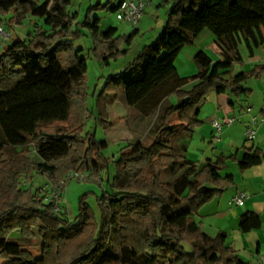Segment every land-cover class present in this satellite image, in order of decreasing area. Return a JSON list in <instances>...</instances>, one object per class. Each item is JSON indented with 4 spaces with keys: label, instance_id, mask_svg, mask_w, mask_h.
<instances>
[{
    "label": "trees",
    "instance_id": "trees-1",
    "mask_svg": "<svg viewBox=\"0 0 264 264\" xmlns=\"http://www.w3.org/2000/svg\"><path fill=\"white\" fill-rule=\"evenodd\" d=\"M73 1L0 0V17L11 15L10 25L21 26L28 17L44 25L35 24L33 36L18 37L0 54V264H250L227 246L226 232L212 237L197 218L205 205L235 186L233 176L222 175L228 163L243 173L263 163V151L245 149L241 159L221 154L201 167L178 152L173 138L202 128L200 114L211 89L243 100L253 94L244 87L247 81L264 79V64L222 78L235 64L244 65L243 45L251 57L254 49L264 51V0H161L172 2L163 32L128 69L109 76L99 96L115 95L135 109L161 100L150 127L154 141L123 149L114 162L113 179L104 153L108 143L85 132L88 65L75 44L85 27L95 39L98 57L109 65L126 54L123 47L132 44L138 31L116 37L117 29L102 31L91 18L99 9L117 13L126 0L91 5L83 22L69 12ZM205 31L215 36L222 60L200 51L194 57L198 74L181 78L177 57ZM190 82L192 89L183 90ZM171 96L177 104L170 103ZM147 116L144 108L139 118L143 122ZM174 116L179 123L170 125ZM32 152L41 162L28 157ZM72 172L89 173L88 181L100 184L107 174L109 188L103 187L97 197L100 218L87 195L70 220L55 211L39 187L22 189L28 174L45 177L58 188ZM262 226L259 215L247 212L239 230L248 234ZM25 245L40 248V258Z\"/></svg>",
    "mask_w": 264,
    "mask_h": 264
},
{
    "label": "rangeland",
    "instance_id": "rangeland-1",
    "mask_svg": "<svg viewBox=\"0 0 264 264\" xmlns=\"http://www.w3.org/2000/svg\"><path fill=\"white\" fill-rule=\"evenodd\" d=\"M107 1L108 0H74L69 12L71 15L76 13L78 15L77 21L83 22L91 5L95 6L99 2L105 5ZM147 2L149 3V5L146 6L143 19L136 27L121 22L120 20H118L117 13H111L106 9H99L97 11L91 12L90 15L93 22H99L102 31H105L109 28H117L118 32L116 37L128 36L133 32L134 29H136L137 27L139 28V32L135 36L132 44L130 46L125 45L123 47V50L126 51V54L122 55L116 60H111L109 65H106L105 62H103L98 57L99 51L95 49V39L90 31L85 27L81 26L85 34H83V36L79 38L75 44L77 48L82 49L80 51V55L84 56L87 59L88 65L87 91L89 98L87 100L88 116L85 132H91L93 134L95 133L100 141H106L108 143V148L104 153L110 160L111 179L114 178L116 173V165L114 162L118 160L123 149H125L128 145L135 144L137 141H142L146 146H150L154 141V135L150 134V130L153 127L159 113L161 100H151L144 106L135 109L129 108L124 105L123 101L117 99L115 95L104 96L102 97V100L101 97H99L102 91H104L105 89L106 79L111 75L121 74L126 69H128L130 64L138 57L143 47L153 43L163 32L167 23L168 11L170 10V6L167 7V4H164L161 0H147ZM158 3H163V5L161 4V6L158 7ZM0 18L2 19L0 20V24L7 31L11 33L15 32L20 37L25 38L33 36L35 34V24L44 26L42 20L32 17H28L21 26H13L8 23L11 15ZM215 39L216 38L213 34H211L209 31H205V33H203L193 45H187L183 48L175 61V67L181 78H191L194 75L198 74L199 69L194 61V57L200 51L205 52L208 49L212 51V44ZM12 44L13 42H10L7 46L10 47ZM241 50L247 58H253L254 55L252 57L250 56V53L246 46L243 45L241 47ZM2 53L3 51L0 52V54ZM210 54L213 55L212 53ZM241 67L242 65L235 64L234 69L232 68L231 72L226 73L222 78L228 79L229 77L234 76L235 73L251 70V67L243 70ZM174 85L175 83L171 84L168 87V90H172L174 88ZM193 85L194 83L190 82L184 85L182 89L185 91H190ZM244 87L252 89L253 94L250 98H245L243 99L242 103H238L236 105L237 111L231 110L230 107V102L237 103L238 101L237 99H235V97H233L232 93L228 92L226 94H217L214 89H211L209 91L207 100L200 114V119L205 121L206 125L204 129L197 130L196 134L193 136L192 143L197 142L195 146L200 150H196L195 148L191 149L190 152L192 153L191 157H193V160L197 161L196 159L206 158L205 156H203L204 154H209L207 156L208 159L214 158L213 156H210L212 149L209 148L208 142L205 143L201 141L206 137L208 138L207 140L210 141H214L218 137H221V139H223V142H225L224 144L217 146V155L224 153L228 156L231 154V147L227 143V140L229 139L228 134H231V132L233 133L236 127L224 131L220 136H214L212 134L211 123L215 119L221 120L224 118L227 119L229 117L240 118V106L245 105L246 107H253L251 111H258L262 108V106H264V81L250 79L247 81ZM100 100L102 101L101 111H103V114L105 113V125L104 123H102V118L99 115L100 108L98 104ZM169 101L170 103L175 105L177 104V97L171 96ZM144 108L148 109L150 116H147V119L141 123L139 121V117ZM242 111H246V109H243ZM239 122L240 119L238 120V123ZM178 123V116H174L170 121V125H176ZM180 134L184 135V133ZM186 135L189 136L188 133ZM178 139V137L173 138V141H175L174 145H176V143L180 141ZM253 142H256V139L254 141H249L248 143L253 144ZM176 146L178 148V152L180 154H183L184 149L179 147L178 145ZM28 157L37 163L41 162L36 152L30 153ZM197 162L202 167L201 163L199 161ZM202 162L203 164L205 163L204 160H202ZM235 169V164L229 162V168L223 171L222 175L227 176L229 174H233ZM177 175L178 174L167 176L166 179L172 180ZM67 177L68 176L65 177V194L61 189L63 187L59 188L61 189V193L58 201H61V206L56 212H62V217L74 220L79 214V201L81 197L87 195V203L92 207L97 217L100 218L97 197L102 195L103 187L106 186L107 188H109L107 174H103L104 181L101 184L99 183V180L98 182H80L77 180H67ZM32 186H34L36 190L39 187L38 190L39 192H41V195H45L47 200L50 199L54 186L45 177H41L36 174H28L27 176H25L22 180V189L28 190ZM197 221H199V218H197ZM228 223V227L231 230L234 222L229 221ZM207 232L209 234L213 233L210 229H208V227ZM15 237H18V235L15 234ZM25 249H28L35 257L40 258L41 250L37 246L25 245Z\"/></svg>",
    "mask_w": 264,
    "mask_h": 264
},
{
    "label": "crops",
    "instance_id": "crops-1",
    "mask_svg": "<svg viewBox=\"0 0 264 264\" xmlns=\"http://www.w3.org/2000/svg\"><path fill=\"white\" fill-rule=\"evenodd\" d=\"M161 4L163 5V3H158V7L161 6ZM166 6L167 7L170 6L171 8L172 2H170ZM0 20L2 19L0 18ZM136 30L139 32L138 27L136 28ZM18 37L20 36L17 35L15 32L12 33L11 39L9 40V42H7L4 45L1 51H4L5 49H7L8 48L7 45L11 41H14L15 39H17ZM215 41L216 40H214L212 44V51L208 49L205 52L210 57L212 56L213 58H216V59H213L211 57L213 61H216V60L220 61L222 60V52L218 48ZM210 53H212L213 55H211ZM243 57H244V65L241 67L242 70L248 69L249 67H251L252 69L256 65L264 64V51L262 50V48H258L254 50L253 58L249 59L244 54H243ZM234 67L235 65L233 66V69ZM236 74L238 73H235V75ZM262 81H264V79ZM242 102H243L242 99L238 100L237 103L233 102L234 105L230 106L231 110L237 111L236 105ZM246 108H251L252 110L253 107H246L245 105L240 106V109H241V112L239 113L240 122L238 124H235L236 126L235 125L233 126L234 128L235 127L236 128L233 133L231 132V134H228L229 139L227 140V143L231 147V154L228 156L236 155L238 159H241L243 157L245 149H251L253 147L259 148L264 153V106H262V108L258 111H254V110L251 111L252 116H256L259 120L258 136L256 138V142H253V144L248 143L249 141L247 140L246 135H245L247 123L251 120V116L246 115V111H242L243 109H246ZM146 119L147 118H145V120ZM224 119H221V120H224ZM139 121L142 123L140 118H139ZM201 121L203 123V126L200 129H204L206 122L203 120ZM226 130L228 129H225L224 131ZM186 134L187 133H184V135L180 134L178 136L179 138L178 140L180 141H178L176 145L183 148L184 149L183 153L186 156H188L190 159H192L193 158L191 157L192 153L190 152L191 149L195 148L196 150H199L198 147L195 146L197 142L192 143L193 136L196 133L191 134V135L188 134L189 136H187ZM212 134L215 136V131L213 127H212ZM207 139L208 138L206 137L205 139H202L201 141L205 143L208 142L209 148L212 149L210 156H213L214 158L212 159L215 160L219 156L217 155L218 153L216 152V150L218 149L217 146H220L224 144L225 142H223V139H221V137H218L214 141L213 140L210 141ZM208 155L209 154H204L203 156H205L206 158L202 157L203 159H196V160L199 161L201 165L203 166L205 163L203 164L202 160L206 162V160L208 159L207 158ZM235 167L236 169L233 172V174L227 175V176H233L235 186L229 189L228 191H226L222 197L215 198L211 203L205 205L200 211L198 222L202 230L212 237H215L216 234H218L219 232H226L228 234L227 246L232 248L235 251L236 255H238L243 261L250 263V264H258L257 262L259 260V257L264 255V161L260 166L254 167L243 173L239 172L236 164H235ZM228 168H229V163H228ZM242 192H245L248 195V198L246 199L245 204L242 207H236V206L231 205L230 204L231 199L235 195L242 193ZM247 212H254L257 215H259L262 218L263 226L259 230H254L251 233L243 234L239 230V224H240L241 217ZM228 220L230 222L231 221L234 222L231 227L232 228L231 230L233 232L228 227L229 226ZM207 227L213 233L209 234L207 232Z\"/></svg>",
    "mask_w": 264,
    "mask_h": 264
},
{
    "label": "built area",
    "instance_id": "built-area-1",
    "mask_svg": "<svg viewBox=\"0 0 264 264\" xmlns=\"http://www.w3.org/2000/svg\"><path fill=\"white\" fill-rule=\"evenodd\" d=\"M147 5H149L147 0H126L122 8L117 12L118 20L127 25H132L136 27L139 22L143 19ZM11 37L12 33L7 31L0 24V52L3 49L4 45L9 42ZM246 114L251 116V120L247 123L245 135L248 141H254L258 136L259 120L256 116H252L251 108H246ZM239 119L240 118L238 117H229L224 120H213L211 125L215 131V135L220 136L225 129H229L233 127L236 123H238ZM89 176V173L72 172L68 175L67 180L69 179L84 182L88 181ZM64 186H66L65 180L60 183V187H54L52 189V194L49 200L51 203H53L55 211H57L61 206V201H58L61 193V189L59 188ZM247 198V193H239L231 199L230 204L236 207H242L245 204ZM257 263L264 264V255L259 257Z\"/></svg>",
    "mask_w": 264,
    "mask_h": 264
}]
</instances>
